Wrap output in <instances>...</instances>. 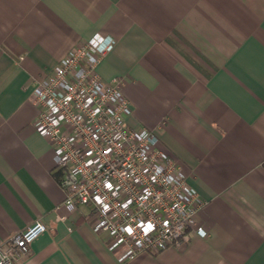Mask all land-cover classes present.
Instances as JSON below:
<instances>
[{
	"label": "crops",
	"instance_id": "0c3cea01",
	"mask_svg": "<svg viewBox=\"0 0 264 264\" xmlns=\"http://www.w3.org/2000/svg\"><path fill=\"white\" fill-rule=\"evenodd\" d=\"M96 34L117 41L98 74L206 201V237L127 260L65 208L33 89ZM36 220L22 264H264V0H0V243Z\"/></svg>",
	"mask_w": 264,
	"mask_h": 264
},
{
	"label": "built area",
	"instance_id": "2783aa9c",
	"mask_svg": "<svg viewBox=\"0 0 264 264\" xmlns=\"http://www.w3.org/2000/svg\"><path fill=\"white\" fill-rule=\"evenodd\" d=\"M116 39L96 34L74 46L51 74L36 82L35 130L53 150L59 186L69 212L89 207L94 232L106 233L109 249L133 260L181 247L192 233L206 237L197 214L206 205L182 166L151 130L128 126L133 109L124 80L104 81L97 72ZM47 231L42 220L0 243V264H22Z\"/></svg>",
	"mask_w": 264,
	"mask_h": 264
}]
</instances>
